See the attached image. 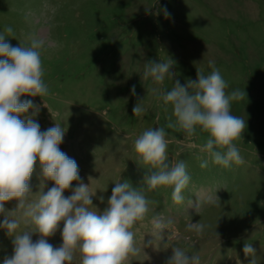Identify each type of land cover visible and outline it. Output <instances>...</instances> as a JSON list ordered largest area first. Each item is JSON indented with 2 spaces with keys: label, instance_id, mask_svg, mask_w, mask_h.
<instances>
[{
  "label": "rangeland",
  "instance_id": "rangeland-1",
  "mask_svg": "<svg viewBox=\"0 0 264 264\" xmlns=\"http://www.w3.org/2000/svg\"><path fill=\"white\" fill-rule=\"evenodd\" d=\"M5 26L13 29L11 37L6 35L13 47L29 46L26 37L32 33L46 42L41 60L48 108L39 96L21 100L39 108L33 119L41 131L55 123L66 130L60 149L77 162L80 181L65 197L79 182L89 184L93 207L102 214L115 183L128 182L154 201L132 229L142 251L131 264H167L173 246L189 255L198 252L201 264H250L245 243L255 249L257 264H264V0H0V33ZM169 59L172 78L161 85L142 78L145 63ZM209 61L227 82V93L246 94L231 105L232 113L246 121L235 141L243 163L229 168L201 151L207 133L197 128L188 137L168 128L169 120L175 121L172 106L151 92L171 90L177 80L181 85L195 81L198 70L209 74ZM142 100L145 111L134 116L132 109ZM161 127L169 163L184 161L190 176L181 204L173 202L171 187L146 190L145 178L153 169L134 151L143 131ZM202 160H208L207 168L200 167ZM39 184L37 162L31 199L37 198ZM53 186L47 182L44 191ZM16 204L6 202L5 208L11 211ZM156 215L174 220L173 238L167 241L165 230V239L151 244ZM3 219L0 213V223ZM199 221L208 225L202 236L186 231L189 222ZM62 228L61 223L46 238L53 247L62 244ZM30 235L33 242L41 238ZM13 254V238L0 227V264ZM73 264H80L79 252Z\"/></svg>",
  "mask_w": 264,
  "mask_h": 264
},
{
  "label": "clouds",
  "instance_id": "clouds-1",
  "mask_svg": "<svg viewBox=\"0 0 264 264\" xmlns=\"http://www.w3.org/2000/svg\"><path fill=\"white\" fill-rule=\"evenodd\" d=\"M164 11L167 16V10ZM6 35H13L11 26H5L4 33H0V213L4 214L0 227L13 238L14 254L5 258L3 264H73L77 252L80 264H131L132 258L142 251L136 245L132 229L145 219L154 201L146 198L145 190H135L128 182L115 183L102 214L93 207L95 192L89 184L79 182L71 189L72 194L65 197L64 192L73 182L80 181L77 162L60 149L66 130L55 123L41 131L33 119L39 108L31 100H21L22 96L43 99L49 94L42 79L41 51L46 42L32 33L26 37L29 46L19 43L13 47L6 42ZM173 63L171 59L159 63L149 61L144 64L142 78H151L154 84L161 85L166 77L172 78ZM209 67V74L198 70L197 79L189 80L186 85L177 80L171 90L156 87L151 92L165 105L172 106L175 121L170 119L168 128L182 130L188 137L195 135L197 128L207 133L201 151L208 154L212 163L229 168L233 163H243L235 141L242 137L246 121L232 113L231 105L244 99L246 94L244 90L227 93L228 84L214 61H209ZM131 92L135 95V86ZM44 105L47 107L45 101ZM30 109L32 115H28ZM144 111L143 100L132 109L134 116ZM165 136L162 127L145 130L135 139L134 151L143 164L153 169L145 178L146 190L171 187L173 202L181 204L190 176L184 161L169 163ZM37 162L40 191L35 194L36 199H31L34 194L30 180ZM200 167L207 168L208 160H202ZM49 181L54 186L45 192ZM12 200L17 201L16 207L8 211L5 204ZM61 223L62 244L53 247L46 238L54 235ZM151 223L154 240L149 243L163 241L165 230L167 241L173 238L172 218L156 215ZM207 227L201 221L189 222L186 231L200 237ZM29 230L39 233L41 238L33 242ZM164 247L169 246L166 243ZM243 252L246 257H252L250 264H257L251 243L244 244ZM172 253L167 264H201L198 252L189 255L173 246Z\"/></svg>",
  "mask_w": 264,
  "mask_h": 264
}]
</instances>
